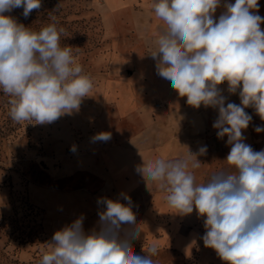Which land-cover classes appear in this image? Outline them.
I'll use <instances>...</instances> for the list:
<instances>
[{
  "label": "clouds",
  "instance_id": "clouds-1",
  "mask_svg": "<svg viewBox=\"0 0 264 264\" xmlns=\"http://www.w3.org/2000/svg\"><path fill=\"white\" fill-rule=\"evenodd\" d=\"M41 6L42 0H0V90L10 97L9 115L15 122L52 123L78 110L94 86L72 48L61 47L63 28L52 22L34 31L5 15L22 8L27 18ZM152 6L166 25L150 53L157 74L170 81L188 105L218 111L213 128L218 138L227 136L231 148L225 160L235 170L195 184L190 169L201 165L197 156L207 152L201 146L196 153L189 150L184 159L169 161L156 155L136 171L155 183L179 214L195 209L205 218L204 246L225 264H264V150L255 151L243 135L252 121L246 108L252 107L264 120V17L256 14L258 0H225L226 11L218 19L214 14L221 0H153ZM225 82L229 93L238 92L240 104L226 103L218 87ZM110 138L102 132L93 140ZM122 197L127 203L98 200L106 205L99 213L98 231L86 233L83 216L56 231L51 251L42 255L40 264H155L157 245L147 252L142 249L145 255L134 253L132 240L142 230L131 198ZM122 225L133 226V231L121 235Z\"/></svg>",
  "mask_w": 264,
  "mask_h": 264
},
{
  "label": "crops",
  "instance_id": "crops-1",
  "mask_svg": "<svg viewBox=\"0 0 264 264\" xmlns=\"http://www.w3.org/2000/svg\"><path fill=\"white\" fill-rule=\"evenodd\" d=\"M104 2L105 37L112 41V49L107 71L97 75L92 95L104 106L112 107L113 119L111 122L106 109L100 112V119L85 136L80 159L74 155L66 165V171L73 172L80 163L84 168L82 172L89 173V186L41 190L40 204L51 220L55 218L59 228L83 216L84 231L88 233L99 230V213L106 209L98 200L107 198L127 203L122 197L126 194L133 202L136 225L142 230L132 244L158 245L169 239L161 223L175 225L180 214L167 204L166 194L152 181H145L136 168L156 155L169 161L187 158L189 150L196 153L201 146H206L207 152L197 158L204 159L216 143L217 129L213 128V123L218 111L204 105L199 108L188 105L187 98L181 97L170 81L157 74L156 61L150 53L158 47L159 34L166 25L156 17L151 0ZM218 87L226 103L240 104L238 92L229 93L227 82ZM245 111L252 119L261 120L252 107ZM92 113L87 110L82 116L87 124ZM102 132L110 133L111 138L93 140ZM243 135L245 143H256L250 124ZM197 177L194 175V182L198 181ZM94 179L96 188L90 183ZM197 219L192 213L182 216L183 223L187 224ZM131 231L133 226L122 225L121 235Z\"/></svg>",
  "mask_w": 264,
  "mask_h": 264
},
{
  "label": "rangeland",
  "instance_id": "rangeland-1",
  "mask_svg": "<svg viewBox=\"0 0 264 264\" xmlns=\"http://www.w3.org/2000/svg\"><path fill=\"white\" fill-rule=\"evenodd\" d=\"M227 2L234 4L235 0ZM224 3L225 0H221L214 19L226 11ZM104 4V0H42L41 8L33 10L27 18L22 8L5 15H11L34 31L52 22L63 28L61 47L72 48L76 62L82 66L83 74L93 79L95 88L97 75L107 71L112 49V41L105 37ZM258 4L256 14L264 17V0H258ZM261 28L264 30V24ZM92 90L83 98L78 110L45 124L34 120L13 121L9 115L10 97L0 90V264H40L42 255L51 251L49 243L54 233L64 228L57 227L55 218L51 220L40 204L41 190H70L88 185L89 173L82 172L84 168L80 163L73 172H67L66 165L74 155L80 159L85 136L100 119V112L106 109L110 120L113 119L112 107L104 106L92 95ZM87 110L93 111L86 117L90 119L89 124L82 119ZM250 125L255 139L260 142L250 146L255 151L264 150V131H255L257 126L264 127V120L252 119ZM227 139V136L217 137L206 157L200 160V167L190 169L198 176L195 184L207 183L220 171L235 170L225 160L231 148ZM73 145L75 151L71 150ZM90 183L97 187L96 179ZM192 214L198 218L195 223H183L182 214L175 225L161 223L169 239L157 245L158 255L152 257L155 264H225L213 249L204 246L205 218L195 209ZM132 245L138 255H145L149 247L144 242Z\"/></svg>",
  "mask_w": 264,
  "mask_h": 264
}]
</instances>
